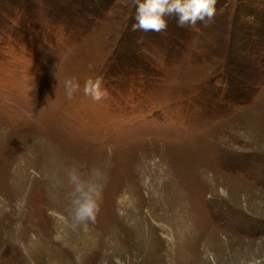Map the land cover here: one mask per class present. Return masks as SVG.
I'll return each instance as SVG.
<instances>
[{
	"label": "rangeland",
	"instance_id": "1",
	"mask_svg": "<svg viewBox=\"0 0 264 264\" xmlns=\"http://www.w3.org/2000/svg\"><path fill=\"white\" fill-rule=\"evenodd\" d=\"M134 15L0 0V264H264V0L160 33ZM97 76L101 102L83 93ZM74 166L102 173L75 228Z\"/></svg>",
	"mask_w": 264,
	"mask_h": 264
},
{
	"label": "clouds",
	"instance_id": "2",
	"mask_svg": "<svg viewBox=\"0 0 264 264\" xmlns=\"http://www.w3.org/2000/svg\"><path fill=\"white\" fill-rule=\"evenodd\" d=\"M135 23L133 32H164L168 29L170 18H175L179 27L192 28L198 23L207 24L216 15L217 0H134ZM65 94L72 99L81 89L80 81L70 77L64 81ZM84 95L94 102L107 98L103 78H88L83 84ZM102 173L97 168L82 172L80 166L68 170L67 179L71 185L70 208L72 227L87 226L94 223L99 210Z\"/></svg>",
	"mask_w": 264,
	"mask_h": 264
}]
</instances>
